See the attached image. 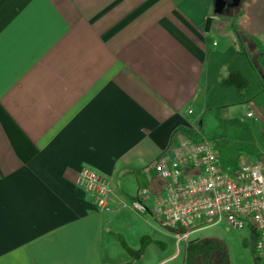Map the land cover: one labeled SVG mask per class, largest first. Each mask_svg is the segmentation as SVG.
I'll return each mask as SVG.
<instances>
[{"label": "crops", "instance_id": "0c3cea01", "mask_svg": "<svg viewBox=\"0 0 264 264\" xmlns=\"http://www.w3.org/2000/svg\"><path fill=\"white\" fill-rule=\"evenodd\" d=\"M216 2L0 0V264H175L152 235L172 227L131 203L163 192L156 164L199 125L238 36L264 91V0ZM84 169L128 207L100 212Z\"/></svg>", "mask_w": 264, "mask_h": 264}, {"label": "built area", "instance_id": "2783aa9c", "mask_svg": "<svg viewBox=\"0 0 264 264\" xmlns=\"http://www.w3.org/2000/svg\"><path fill=\"white\" fill-rule=\"evenodd\" d=\"M199 134V126L194 125L191 135L181 136L178 148L156 164L166 185L152 205L136 200L130 207L162 218L169 227L186 230L178 234L179 242H186L189 230L203 223L224 224L233 230L253 228L259 237L256 255L264 264V159L233 172L221 163L213 143L194 138ZM79 184L94 194L102 213H111L114 204L128 207L110 181L95 170L84 169Z\"/></svg>", "mask_w": 264, "mask_h": 264}, {"label": "rangeland", "instance_id": "374dc122", "mask_svg": "<svg viewBox=\"0 0 264 264\" xmlns=\"http://www.w3.org/2000/svg\"><path fill=\"white\" fill-rule=\"evenodd\" d=\"M236 9L229 6L224 14ZM227 41L219 39L217 43L224 49ZM234 44L232 55L227 56L225 61L223 78L211 83L207 100L201 109L198 123L200 134L195 135L198 140L205 139L213 143L221 163L233 172L247 163L258 164L264 159V91L258 75L242 54L246 47L247 51L251 50L247 46L250 43L245 45V41L238 36ZM254 56L252 60L255 67L262 71L261 61ZM231 70H241L248 78V83L239 79L226 81L231 78L228 74ZM153 223L163 231L162 226ZM166 228L168 230L164 231L169 237L157 233L152 235L169 246L165 258L175 256V264L184 263L186 248L190 249L191 264H260L256 255L258 233L248 226L233 230L227 229L224 224L203 223L189 230L193 232L187 244L179 243V235L173 228Z\"/></svg>", "mask_w": 264, "mask_h": 264}, {"label": "water", "instance_id": "95a60500", "mask_svg": "<svg viewBox=\"0 0 264 264\" xmlns=\"http://www.w3.org/2000/svg\"><path fill=\"white\" fill-rule=\"evenodd\" d=\"M242 0H234V3L230 7L237 8L239 7ZM229 6L227 5L226 0H217L216 6H215V12L216 14H222L226 8Z\"/></svg>", "mask_w": 264, "mask_h": 264}, {"label": "flooded vegetation", "instance_id": "af4514ba", "mask_svg": "<svg viewBox=\"0 0 264 264\" xmlns=\"http://www.w3.org/2000/svg\"><path fill=\"white\" fill-rule=\"evenodd\" d=\"M226 2L228 6H231L234 3V0H226Z\"/></svg>", "mask_w": 264, "mask_h": 264}]
</instances>
